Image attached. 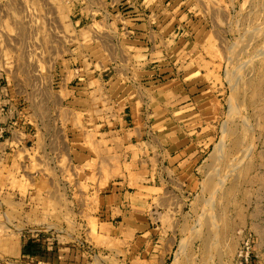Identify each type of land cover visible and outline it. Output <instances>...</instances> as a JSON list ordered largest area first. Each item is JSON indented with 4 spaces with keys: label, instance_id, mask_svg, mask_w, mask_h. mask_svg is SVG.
Returning a JSON list of instances; mask_svg holds the SVG:
<instances>
[{
    "label": "rangeland",
    "instance_id": "rangeland-1",
    "mask_svg": "<svg viewBox=\"0 0 264 264\" xmlns=\"http://www.w3.org/2000/svg\"><path fill=\"white\" fill-rule=\"evenodd\" d=\"M150 11L165 38L145 64L147 142L160 143L163 128L205 147L196 189L168 196L173 213L160 219L157 194L139 191L156 183L157 162L136 173L133 156L116 172L103 166V185L124 181L123 207L82 214L64 114L47 131L48 112L84 96L72 142L98 130L110 139L111 82L133 51L138 61L132 32ZM134 221L140 232L146 222L175 229L170 256L149 257L157 248L133 238ZM27 243L34 255L23 257ZM0 264H264V0H0Z\"/></svg>",
    "mask_w": 264,
    "mask_h": 264
},
{
    "label": "crops",
    "instance_id": "crops-1",
    "mask_svg": "<svg viewBox=\"0 0 264 264\" xmlns=\"http://www.w3.org/2000/svg\"><path fill=\"white\" fill-rule=\"evenodd\" d=\"M152 13L153 11H150L148 18L143 19L144 23H142V25L138 24L141 26L140 29H136V32H132L133 35L135 34L132 38L138 40L136 43L139 51L138 61H135V51H133L132 54L128 55L129 58L125 67V73L122 72L124 77H116L114 81L111 82L113 85L114 83L116 85V88L113 90L114 95L112 96V107H114L113 116L117 118V121L119 120V123L115 122L114 124H110V129L107 132L110 133V139H106L104 142V132L98 130L94 132L96 135L95 139L89 144L86 141L72 142L70 133L74 132L72 128L75 126L72 124V121L74 122L76 114L82 115L84 122L86 120L83 116L86 112L80 107H75L76 100H78V106L85 104V100L83 99L84 96L75 94L77 97L73 96L67 99L63 108L60 107V104L54 105L48 112V115L46 114V123L50 125L47 131L51 128L50 121L53 120L52 129H54V121L55 123L60 122L58 119V112L60 109V113L64 114L62 118L63 125H65L64 129H67L70 140L69 144L67 143V145H64L65 158L68 160V165H70L69 174L75 177V184L79 188L76 194L71 192L72 196L70 197L74 198V196H76L79 198L78 204L81 207L82 214L88 210V207L90 210L92 208L94 209L91 211L95 213V215H97V213L102 214L103 212L112 213L115 210L117 211L118 206L123 207L120 200L122 196L127 193L123 186L124 181L120 182L117 177H114L113 179H106V184L103 185V166L107 165L109 167L108 173L116 172L119 163L124 166L133 160V156H135V160H137L135 164L140 167L142 166V170H138L136 173L144 174L145 165L146 167H150L152 160L157 162L159 172L154 173V176L156 175L157 177L156 183L153 185H141L139 191L142 193L157 194L160 211L164 205V211L160 212V219L163 214L166 219L169 213H173L171 210H167L168 196L175 195V193L181 197L190 196L194 190L193 188L196 189L197 180L194 176L196 165L202 153H204L205 147L200 148V145L196 144V142H192L191 139H189V141L187 137H181L178 133L168 137V135H166L167 129L163 128L162 131L165 133L162 136H164V139H162L160 143L157 142L154 147H152L150 143L147 142V135H149L150 127L145 122V103L148 95L147 85L149 84V79L145 77L148 73H146L145 69V66L148 65L145 64H147L148 49L153 50L155 47L159 46V41H156V38H165V34L162 35L160 33L161 31H154L155 25L152 21L158 20V16L154 17ZM152 17H154V19ZM148 68L149 67H147V69ZM136 71L138 72L137 75ZM120 87L126 89L128 92L119 95ZM115 93H117V95ZM122 108L127 111L124 115L121 114V111H123ZM134 109L135 114L132 115ZM52 112L55 115L54 118L51 117ZM109 116L111 120L114 121V118L111 115ZM123 116L124 118H122ZM126 118H129V120ZM84 122L79 124V129L84 128V126H81L84 125ZM119 134L122 135L120 138L121 142L118 140ZM182 134L188 136L185 135V133ZM45 135L46 138L49 136L47 132ZM113 135H116L115 139ZM51 148L55 152L59 149L57 145H54V147L51 146ZM154 149L157 150L158 153H155ZM74 170L77 171V174L74 173ZM93 176L94 181L91 180ZM171 181L173 183H171ZM172 184L175 185V189L172 187ZM87 198L91 200L95 199V201L92 200L93 202L89 201L88 203ZM99 216L100 215H98V217ZM145 224L146 226L142 232L137 229L138 227L136 226L139 225L136 224L135 221L132 225H126V228L134 231L133 238L137 232L140 234L138 237H144L143 240L145 245L157 248L152 250L156 253L149 257L162 260L170 256L168 251H170V247L173 246L176 241V230L174 229L171 231V229H168L166 221H164L163 224L159 222L158 233H155L154 229L149 227V223L146 222Z\"/></svg>",
    "mask_w": 264,
    "mask_h": 264
},
{
    "label": "trees",
    "instance_id": "trees-1",
    "mask_svg": "<svg viewBox=\"0 0 264 264\" xmlns=\"http://www.w3.org/2000/svg\"><path fill=\"white\" fill-rule=\"evenodd\" d=\"M29 247H30V243H27V245L25 246V249H24V255H22L23 257L24 256H33L34 254H32L33 252H30V249H29Z\"/></svg>",
    "mask_w": 264,
    "mask_h": 264
},
{
    "label": "built area",
    "instance_id": "built-area-1",
    "mask_svg": "<svg viewBox=\"0 0 264 264\" xmlns=\"http://www.w3.org/2000/svg\"><path fill=\"white\" fill-rule=\"evenodd\" d=\"M241 255L244 256V261L246 262L247 261V255H248V252L247 251H241Z\"/></svg>",
    "mask_w": 264,
    "mask_h": 264
}]
</instances>
